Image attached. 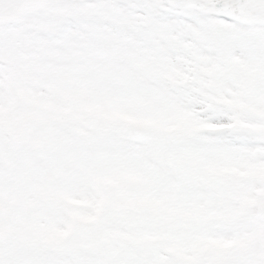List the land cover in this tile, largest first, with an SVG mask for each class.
<instances>
[{"label":"snow or ice","instance_id":"obj_1","mask_svg":"<svg viewBox=\"0 0 264 264\" xmlns=\"http://www.w3.org/2000/svg\"><path fill=\"white\" fill-rule=\"evenodd\" d=\"M0 264H264V0H0Z\"/></svg>","mask_w":264,"mask_h":264}]
</instances>
